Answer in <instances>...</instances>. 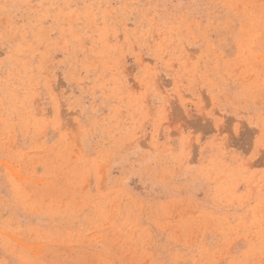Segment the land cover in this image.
Masks as SVG:
<instances>
[{
  "label": "rangeland",
  "instance_id": "1",
  "mask_svg": "<svg viewBox=\"0 0 264 264\" xmlns=\"http://www.w3.org/2000/svg\"><path fill=\"white\" fill-rule=\"evenodd\" d=\"M0 264H264V0H0Z\"/></svg>",
  "mask_w": 264,
  "mask_h": 264
}]
</instances>
